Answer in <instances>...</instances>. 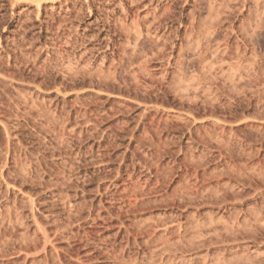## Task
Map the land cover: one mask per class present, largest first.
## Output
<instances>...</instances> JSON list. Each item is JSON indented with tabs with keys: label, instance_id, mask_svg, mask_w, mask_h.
I'll use <instances>...</instances> for the list:
<instances>
[{
	"label": "rangeland",
	"instance_id": "obj_1",
	"mask_svg": "<svg viewBox=\"0 0 264 264\" xmlns=\"http://www.w3.org/2000/svg\"><path fill=\"white\" fill-rule=\"evenodd\" d=\"M0 264H264V0H0Z\"/></svg>",
	"mask_w": 264,
	"mask_h": 264
},
{
	"label": "bare ground",
	"instance_id": "obj_2",
	"mask_svg": "<svg viewBox=\"0 0 264 264\" xmlns=\"http://www.w3.org/2000/svg\"><path fill=\"white\" fill-rule=\"evenodd\" d=\"M138 27V26H137ZM136 29V28H135ZM135 31V30H134ZM137 31V30H136ZM139 31V30H138ZM140 32V31H139ZM142 32V31H141ZM138 34V33H137ZM159 40V39H158ZM137 43V42H136ZM139 43V42H138ZM135 45V44H134ZM137 45V44H136ZM124 46V45H123ZM151 51V50H150ZM146 54V53H145ZM158 56V55H157ZM165 56V55H164ZM156 57V56H155ZM149 58V57H148ZM148 62V61H147ZM120 63V62H119ZM111 68V67H110ZM106 75V74H105Z\"/></svg>",
	"mask_w": 264,
	"mask_h": 264
}]
</instances>
